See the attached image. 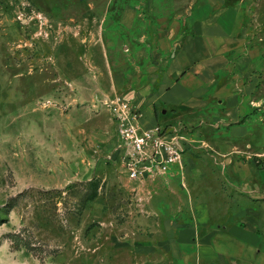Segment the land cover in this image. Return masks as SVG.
<instances>
[{
  "label": "rangeland",
  "instance_id": "rangeland-1",
  "mask_svg": "<svg viewBox=\"0 0 264 264\" xmlns=\"http://www.w3.org/2000/svg\"><path fill=\"white\" fill-rule=\"evenodd\" d=\"M207 1L0 0V264H157L141 252L168 221L192 222L191 203L214 228L263 192L264 0H227L244 30L217 60L246 61L237 98L171 119L159 109L157 124L192 141L181 174L132 182L116 154L107 103L140 110L137 84L158 91Z\"/></svg>",
  "mask_w": 264,
  "mask_h": 264
},
{
  "label": "crops",
  "instance_id": "crops-1",
  "mask_svg": "<svg viewBox=\"0 0 264 264\" xmlns=\"http://www.w3.org/2000/svg\"><path fill=\"white\" fill-rule=\"evenodd\" d=\"M205 10L206 15L194 18L188 32L178 38L158 91L146 86L145 80L137 84L135 89L140 88L139 97L142 99V126L151 128L159 125V109L163 119H171L192 109V106L218 110L221 105H229L237 98L239 83L247 73L241 65L246 61L237 56L235 61L228 60L222 64L217 58L226 53L227 41L242 36L243 11L238 6L229 5L227 0H209ZM165 47L161 49L163 54L170 51ZM222 78L225 83L220 85ZM247 108L249 110V106ZM246 116L238 117L237 125L244 123ZM243 165L252 166L256 171L254 162ZM181 170L176 168L165 176H177ZM250 192L258 198L236 213V221L214 228L208 225L202 212L203 204L198 203L193 208L191 203L194 212L192 222L168 221L165 236L157 242L155 249L141 252V255L152 256L157 264H264V202L261 200L264 201V189L263 192Z\"/></svg>",
  "mask_w": 264,
  "mask_h": 264
},
{
  "label": "built area",
  "instance_id": "built-area-1",
  "mask_svg": "<svg viewBox=\"0 0 264 264\" xmlns=\"http://www.w3.org/2000/svg\"><path fill=\"white\" fill-rule=\"evenodd\" d=\"M107 107L117 130L116 154L129 181L144 182L183 168L182 155L192 145L186 128H146L140 110L122 97Z\"/></svg>",
  "mask_w": 264,
  "mask_h": 264
}]
</instances>
